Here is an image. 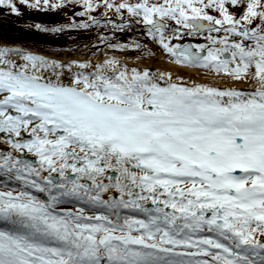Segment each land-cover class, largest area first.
<instances>
[{"label": "snow or ice", "instance_id": "snow-or-ice-1", "mask_svg": "<svg viewBox=\"0 0 264 264\" xmlns=\"http://www.w3.org/2000/svg\"><path fill=\"white\" fill-rule=\"evenodd\" d=\"M19 5L71 8L28 25L53 35L126 12L107 24L144 25L166 65L0 37V264H264V0H0Z\"/></svg>", "mask_w": 264, "mask_h": 264}, {"label": "trees", "instance_id": "trees-1", "mask_svg": "<svg viewBox=\"0 0 264 264\" xmlns=\"http://www.w3.org/2000/svg\"><path fill=\"white\" fill-rule=\"evenodd\" d=\"M133 2H135V0H133ZM19 7L22 12L20 17L7 15L0 10V37H2L6 42L19 44L26 48L38 49L47 53H58L59 55H62L65 52L68 55L75 52L87 55L91 54V52H89L88 47L85 46L91 47L92 45H99L101 48L104 47L98 39L100 36H107L116 42L128 44H131L133 41H139L147 44L149 41V38L146 35L145 26L142 24L133 23L130 27L126 28L124 32L113 31L111 25L107 24V21L108 19H111L116 24H121L117 20L120 16L114 12H109L108 17H104L102 15L103 9L92 13V15L97 17L105 18L101 22L102 26H94L88 30L67 31L59 35L41 33L35 28H29L28 25L40 23L49 27H58L69 22V18L72 17L73 10L68 8L62 11L38 12L27 9L23 5H19ZM75 10L80 11L81 9L77 6ZM124 15H126L127 20H131L126 12ZM75 19L77 21L81 19L86 20L87 17H76ZM197 41L201 43L204 42L202 37L197 39ZM92 50L95 51L96 49L93 48ZM131 53L135 52H130L128 54ZM10 186L20 187V185L16 182H10ZM0 190H7L5 182H0ZM38 195L42 196V194Z\"/></svg>", "mask_w": 264, "mask_h": 264}, {"label": "bare ground", "instance_id": "bare-ground-1", "mask_svg": "<svg viewBox=\"0 0 264 264\" xmlns=\"http://www.w3.org/2000/svg\"><path fill=\"white\" fill-rule=\"evenodd\" d=\"M14 46H16L15 44H13ZM32 50V49H30ZM36 51V50H33ZM38 52V51H36ZM45 54V53H42ZM45 55H50V54H45ZM53 55V54H51ZM163 53L160 54V58L156 59L159 62V65L161 66H165L166 65V61L163 59ZM58 58H64V59H95L94 57H92V55H88V56H83V55H71V56H58ZM129 63H132V59H129ZM168 67H172L171 65H167Z\"/></svg>", "mask_w": 264, "mask_h": 264}, {"label": "rangeland", "instance_id": "rangeland-1", "mask_svg": "<svg viewBox=\"0 0 264 264\" xmlns=\"http://www.w3.org/2000/svg\"><path fill=\"white\" fill-rule=\"evenodd\" d=\"M194 38H199V37H186L184 39V41L186 40H192ZM195 43H199V42H195ZM148 46L154 51L157 53V57L156 59H159L160 58V54L162 53L161 50L159 49L158 45H156L153 41L150 40V42L148 43ZM75 55V54H74ZM89 55H92V54H89ZM134 56V55H133Z\"/></svg>", "mask_w": 264, "mask_h": 264}, {"label": "water", "instance_id": "water-1", "mask_svg": "<svg viewBox=\"0 0 264 264\" xmlns=\"http://www.w3.org/2000/svg\"><path fill=\"white\" fill-rule=\"evenodd\" d=\"M98 19H100L101 20V22H102V20H103V18H98ZM121 20V19H120ZM121 21H125V19L124 20H121ZM187 43H189V42H187ZM192 43V42H191Z\"/></svg>", "mask_w": 264, "mask_h": 264}]
</instances>
